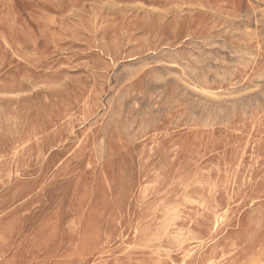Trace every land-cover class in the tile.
Listing matches in <instances>:
<instances>
[{"label":"rangeland","instance_id":"rangeland-1","mask_svg":"<svg viewBox=\"0 0 264 264\" xmlns=\"http://www.w3.org/2000/svg\"><path fill=\"white\" fill-rule=\"evenodd\" d=\"M186 1L0 0V264H264V0Z\"/></svg>","mask_w":264,"mask_h":264},{"label":"bare ground","instance_id":"bare-ground-1","mask_svg":"<svg viewBox=\"0 0 264 264\" xmlns=\"http://www.w3.org/2000/svg\"><path fill=\"white\" fill-rule=\"evenodd\" d=\"M186 1V0H185ZM187 2V1H186ZM181 3V2H180ZM260 51V50H259ZM157 63V62H156ZM162 63V62H161ZM101 102V101H100ZM75 135V134H74ZM217 166V165H216Z\"/></svg>","mask_w":264,"mask_h":264}]
</instances>
